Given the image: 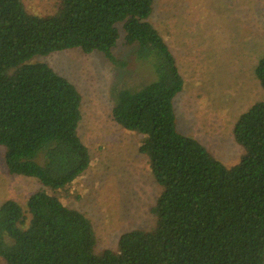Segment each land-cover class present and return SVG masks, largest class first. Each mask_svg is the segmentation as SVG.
<instances>
[{
  "label": "trees",
  "instance_id": "trees-1",
  "mask_svg": "<svg viewBox=\"0 0 264 264\" xmlns=\"http://www.w3.org/2000/svg\"><path fill=\"white\" fill-rule=\"evenodd\" d=\"M155 0H57L47 16L23 0H0V147L10 176L38 181L27 207L0 206V258L6 264H264V101L234 125L244 149L226 166L199 140L178 130L175 98L185 79L150 18ZM126 46L153 58L150 83L121 88L113 117L138 134L139 153L161 188L151 229L119 236L118 250L96 253L94 224L60 194L88 171L92 158L78 129L83 96L36 56L80 49L114 65ZM264 89V57L256 68ZM121 233V232H120Z\"/></svg>",
  "mask_w": 264,
  "mask_h": 264
},
{
  "label": "rangeland",
  "instance_id": "rangeland-1",
  "mask_svg": "<svg viewBox=\"0 0 264 264\" xmlns=\"http://www.w3.org/2000/svg\"><path fill=\"white\" fill-rule=\"evenodd\" d=\"M23 1L27 11L38 16L51 14L57 3ZM151 20L165 36L185 79L174 101L178 130L199 140L226 166L235 165L244 149L234 137V125L253 104L264 101L256 75L264 57V0H155ZM120 31L114 53L127 65L116 66L103 53L88 55L80 49L30 61L50 65L83 96L78 132L92 164L60 196L92 220L98 254L117 251L125 231L151 229L161 191L139 153L138 134L124 130L113 117L117 91L150 83L156 62L139 58L135 46L125 45L122 24ZM3 154L0 147V206L11 198L26 208L32 193L50 190L30 178L10 176ZM0 264H6L2 258Z\"/></svg>",
  "mask_w": 264,
  "mask_h": 264
}]
</instances>
